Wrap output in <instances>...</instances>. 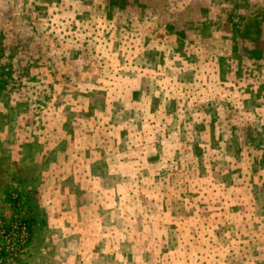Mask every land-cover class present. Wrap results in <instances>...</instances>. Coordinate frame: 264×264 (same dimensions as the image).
<instances>
[{
  "label": "rangeland",
  "instance_id": "374dc122",
  "mask_svg": "<svg viewBox=\"0 0 264 264\" xmlns=\"http://www.w3.org/2000/svg\"><path fill=\"white\" fill-rule=\"evenodd\" d=\"M0 264H264V0H0Z\"/></svg>",
  "mask_w": 264,
  "mask_h": 264
}]
</instances>
